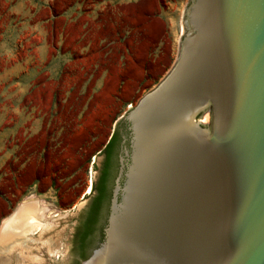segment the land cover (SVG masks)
<instances>
[{"label": "water", "instance_id": "1", "mask_svg": "<svg viewBox=\"0 0 264 264\" xmlns=\"http://www.w3.org/2000/svg\"><path fill=\"white\" fill-rule=\"evenodd\" d=\"M183 26L120 118L128 148L82 264H264V0H189Z\"/></svg>", "mask_w": 264, "mask_h": 264}, {"label": "rangeland", "instance_id": "2", "mask_svg": "<svg viewBox=\"0 0 264 264\" xmlns=\"http://www.w3.org/2000/svg\"><path fill=\"white\" fill-rule=\"evenodd\" d=\"M167 2L176 6L169 27L160 12ZM188 4L0 0V34L8 38L0 57L11 52L9 38L35 25L61 32L65 43L59 54L67 48L73 52L60 65L35 67L32 87L14 102L17 112L0 114V231L31 205L39 208L40 217L27 234L0 244V264H82L83 255L88 259L99 246L97 236L87 251L78 246L77 222L88 208L86 194L110 137L126 135L120 118L175 64ZM70 8L81 15L73 26L65 21ZM51 16L55 19L49 23ZM66 33L78 39L75 49ZM126 147H120V155Z\"/></svg>", "mask_w": 264, "mask_h": 264}, {"label": "crops", "instance_id": "3", "mask_svg": "<svg viewBox=\"0 0 264 264\" xmlns=\"http://www.w3.org/2000/svg\"><path fill=\"white\" fill-rule=\"evenodd\" d=\"M136 1L128 0V3ZM160 12L166 25L168 27L173 26L176 18V6L167 2L166 7ZM80 16L77 10L70 8L69 12L66 13L65 21L73 26ZM54 19L55 17L51 16L47 18V21L52 23L51 20ZM68 35L69 40L67 42L75 49L78 39L71 37V33L65 34V36ZM6 39L8 41V38L4 39V36L0 34V53L6 48ZM9 42H11V52L0 57V72H3L0 75V114H5L6 111L17 112L12 110L14 102L32 87L30 75L35 67L57 66L73 55L72 49L69 48L65 51L69 53L60 52L59 54V49L65 43V38L62 37L61 32L50 26L35 25L27 31L20 32L18 35L15 34L9 38Z\"/></svg>", "mask_w": 264, "mask_h": 264}, {"label": "flooded vegetation", "instance_id": "4", "mask_svg": "<svg viewBox=\"0 0 264 264\" xmlns=\"http://www.w3.org/2000/svg\"><path fill=\"white\" fill-rule=\"evenodd\" d=\"M112 137H114L113 143L107 150H105L107 146L104 148L97 177L86 194L89 197V202L86 201L87 211L77 222L76 237L78 246L82 250H86L96 236L100 242L103 241V231L113 199L115 180L119 177L121 159L124 158V153L121 152L120 155V147L127 146V143L122 144L123 138L119 139L118 133H114Z\"/></svg>", "mask_w": 264, "mask_h": 264}, {"label": "bare ground", "instance_id": "5", "mask_svg": "<svg viewBox=\"0 0 264 264\" xmlns=\"http://www.w3.org/2000/svg\"><path fill=\"white\" fill-rule=\"evenodd\" d=\"M27 208V207H26ZM39 208L35 206L27 209H22L14 214L10 221H7L2 226L0 231V244L12 240L17 235H24L31 231L35 224L39 221ZM107 244L104 246L106 247ZM102 257V251L99 252L97 257L89 264H96Z\"/></svg>", "mask_w": 264, "mask_h": 264}, {"label": "trees", "instance_id": "6", "mask_svg": "<svg viewBox=\"0 0 264 264\" xmlns=\"http://www.w3.org/2000/svg\"><path fill=\"white\" fill-rule=\"evenodd\" d=\"M113 138L114 137H112L111 138V140L109 141V143L107 144V147H106V149L105 150H107L108 148H110V146L112 145V143H113ZM86 256L85 255H83V259L85 258Z\"/></svg>", "mask_w": 264, "mask_h": 264}]
</instances>
